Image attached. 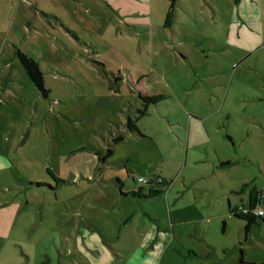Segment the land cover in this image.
I'll return each instance as SVG.
<instances>
[{"label": "rangeland", "instance_id": "rangeland-1", "mask_svg": "<svg viewBox=\"0 0 264 264\" xmlns=\"http://www.w3.org/2000/svg\"><path fill=\"white\" fill-rule=\"evenodd\" d=\"M167 5L168 0H0V83H8L9 95L0 99V164L5 165L0 264H23L24 244L33 253L34 238L41 236L33 234L31 243L22 244L8 233L14 221L33 226L40 220L46 194L27 187L29 174L46 180V167L84 163L87 155L115 145L112 136L136 101L123 77L119 91L110 90L118 70L148 74L149 89L165 94L151 115L163 111L173 123L154 130L152 150L148 140L129 141L110 158L118 161L126 144L144 160L155 156L154 148L163 152L172 179V223L180 238L169 253L170 264H238L240 259L264 264V222L254 224L244 240L245 222L228 211V205L246 204L245 185L264 195V101L251 98L264 85V71L251 58L245 66L224 68L236 54L222 52L224 35L203 7L189 27L176 26L185 55L177 53L173 31L163 28ZM15 49L38 63L48 97L30 81ZM187 114L207 115L206 140L203 133L186 139L181 122ZM6 123L8 133L2 131ZM172 149L178 155L168 162ZM133 167L135 174L145 173L144 167ZM258 207L264 210V197ZM48 211L52 218L43 227L55 224L54 207ZM187 248L195 255L187 257Z\"/></svg>", "mask_w": 264, "mask_h": 264}, {"label": "crops", "instance_id": "crops-1", "mask_svg": "<svg viewBox=\"0 0 264 264\" xmlns=\"http://www.w3.org/2000/svg\"><path fill=\"white\" fill-rule=\"evenodd\" d=\"M201 7L211 11L215 26L224 35L225 45L221 46V49L224 48L222 52L225 55L227 52L236 54L235 58L228 56L227 61L223 63L224 68L245 66V59L251 58L252 64L264 71V58H261L264 57V0H178L171 26L163 28L173 31L171 40L177 45L176 51L181 55H185V52L176 38L175 28L177 25L189 27L188 21L196 20L198 14L203 12ZM7 84L0 83V99H9ZM119 87L120 85L118 91ZM146 87L152 93H162L161 90H150L147 83ZM131 93L136 101L127 118L135 115L140 104L137 96ZM251 98L264 101V85L258 93H253ZM161 102L147 108L146 115L138 121V132L128 130L126 121L121 124L117 133L122 136V140L111 147L112 153L105 163L100 162L96 155L97 152L104 151H94L87 155L84 163L63 165L59 162L54 168L48 167L53 175L61 179L57 184L49 174L43 181L29 174L27 187L35 191L41 190L46 195L42 197L39 222L32 226L14 221L9 229V234L18 235L13 240L22 244L27 241L31 243L30 237L33 234L41 235L37 239L34 238L32 244L37 248L33 253L28 252L24 244L23 264H170L169 253L174 251V244L179 242L180 238L175 235L172 223L175 205L168 199L172 179L169 164L165 156L160 154L163 152L159 151L158 147L154 148L155 156L144 160L136 156L139 151L137 148L126 144L122 146L125 150L122 156L115 161L118 162L117 167H111L115 162L110 160L118 152V146L125 142L148 140V149H153L151 144L154 130L158 127L168 128L170 122V116L163 111L159 112V115H151L153 108L159 107ZM184 115L186 113L181 116ZM202 117L187 114L181 122L184 129L181 128L186 129L188 141L195 139L196 135L200 139L202 133L205 140L208 138L205 125L207 115ZM148 118H151L153 126L146 125ZM3 126L5 127L2 131L8 133L11 126L7 123ZM173 142L175 143L174 139ZM170 152L172 155L173 149ZM177 155L174 152L168 162L175 161ZM135 163L140 169L144 167V174H135ZM0 169H5V165L0 164ZM136 175H145L147 178L158 176L169 184L141 185L135 180ZM36 182L43 184L37 185ZM47 185L53 186L54 189L48 188ZM139 189L142 194L150 189L161 192L149 197L131 194ZM49 206L54 207L55 224L43 227L41 224L52 218L51 211H48ZM229 208L230 205L228 211ZM23 234L25 237L19 236ZM186 251L187 257L195 255L191 248Z\"/></svg>", "mask_w": 264, "mask_h": 264}, {"label": "trees", "instance_id": "trees-1", "mask_svg": "<svg viewBox=\"0 0 264 264\" xmlns=\"http://www.w3.org/2000/svg\"><path fill=\"white\" fill-rule=\"evenodd\" d=\"M178 0H168L167 10L165 13V17L163 20V26L168 28L171 26L173 18H174V11L176 8ZM16 56L23 67L25 73L29 77L30 81L33 85L37 88L40 94L43 97H48L49 89L45 87L43 73L39 68V65L36 61H34L31 57L27 56L25 53L20 51L19 49H15ZM100 67L101 70L108 74L107 70L101 63L96 62ZM124 78L125 82L127 83L129 90L133 92L139 101V106L136 108L135 115L132 117H128L125 123V126L130 131L138 132V121L144 117L147 113V108L150 105H156L164 98L163 93H152L146 87V83L148 81L149 75L148 74H141L137 78H133V76L128 71H117V74L114 75V84H110V89L117 91L118 90V80ZM122 140L121 135H116L112 137V142L117 143ZM112 149L111 147H107L104 152H97V158L100 162L105 163L106 159L111 155ZM46 172L50 175L52 180L55 184L61 182V179L53 175L51 170L47 167ZM37 185H42L41 182H36ZM48 188L54 189L53 186L47 185ZM248 189V197L246 204H242L241 207H233L229 208V213L245 222L244 225V240H247L251 228L254 224H257L259 221L264 222V215L257 216L252 211L256 207H258L259 202L262 198H260V194L262 193L259 191L254 185H245L242 187L241 192ZM160 190H153L150 189L147 193L142 194L140 189L136 192H131L133 196L137 197H149L154 194L160 193ZM247 208V212L243 213V209Z\"/></svg>", "mask_w": 264, "mask_h": 264}, {"label": "built area", "instance_id": "built-area-1", "mask_svg": "<svg viewBox=\"0 0 264 264\" xmlns=\"http://www.w3.org/2000/svg\"><path fill=\"white\" fill-rule=\"evenodd\" d=\"M135 180L141 185H147V184H152V183L156 184V183L162 182V178L158 177V176H154L152 178H147V177H143V176H137L135 178ZM244 212H246V211L244 210ZM254 213L257 216H263L264 215V210L262 208L258 207V208H256L254 210Z\"/></svg>", "mask_w": 264, "mask_h": 264}, {"label": "flooded vegetation", "instance_id": "flooded-vegetation-1", "mask_svg": "<svg viewBox=\"0 0 264 264\" xmlns=\"http://www.w3.org/2000/svg\"><path fill=\"white\" fill-rule=\"evenodd\" d=\"M163 183L166 184L167 186H168V184H169V183L165 182L163 178H162V182H160V183H156V184H163ZM153 184H154V183H152V184H147V185H153ZM246 190H247V192H248V189H246ZM263 197H264V195L261 193V194H260V198H263ZM237 207H241V205H239V206H237ZM256 208H258V207H256ZM256 208H255V209H256ZM255 209H253V211H252L253 213H254V210H255ZM244 210L247 212V208H244V209L242 210L243 213H246V212H244ZM254 214H255V213H254ZM230 215H231V214H230ZM238 263H239V262H238ZM240 264H241V263H240Z\"/></svg>", "mask_w": 264, "mask_h": 264}, {"label": "water", "instance_id": "water-1", "mask_svg": "<svg viewBox=\"0 0 264 264\" xmlns=\"http://www.w3.org/2000/svg\"><path fill=\"white\" fill-rule=\"evenodd\" d=\"M240 263H242V259L239 260V263L238 264H240Z\"/></svg>", "mask_w": 264, "mask_h": 264}]
</instances>
